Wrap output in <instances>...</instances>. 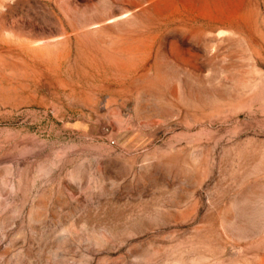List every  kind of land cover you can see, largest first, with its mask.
I'll list each match as a JSON object with an SVG mask.
<instances>
[{
  "label": "rangeland",
  "instance_id": "374dc122",
  "mask_svg": "<svg viewBox=\"0 0 264 264\" xmlns=\"http://www.w3.org/2000/svg\"><path fill=\"white\" fill-rule=\"evenodd\" d=\"M0 264H264V0H0Z\"/></svg>",
  "mask_w": 264,
  "mask_h": 264
}]
</instances>
